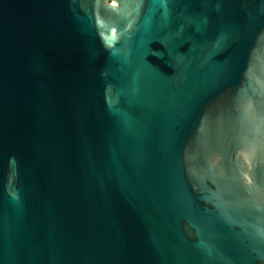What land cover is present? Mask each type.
I'll return each mask as SVG.
<instances>
[{
  "label": "water",
  "instance_id": "1",
  "mask_svg": "<svg viewBox=\"0 0 264 264\" xmlns=\"http://www.w3.org/2000/svg\"><path fill=\"white\" fill-rule=\"evenodd\" d=\"M0 264H264V0H0Z\"/></svg>",
  "mask_w": 264,
  "mask_h": 264
}]
</instances>
